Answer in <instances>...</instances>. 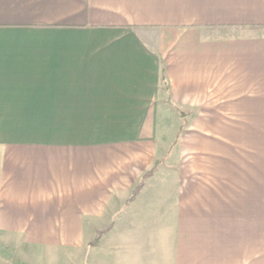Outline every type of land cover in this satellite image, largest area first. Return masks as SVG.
Here are the masks:
<instances>
[{
  "label": "crops",
  "instance_id": "obj_1",
  "mask_svg": "<svg viewBox=\"0 0 264 264\" xmlns=\"http://www.w3.org/2000/svg\"><path fill=\"white\" fill-rule=\"evenodd\" d=\"M257 87L264 0H0V239L64 244L72 264H264V183L219 167L159 182L139 151L113 175L89 130L176 126L171 148L181 113Z\"/></svg>",
  "mask_w": 264,
  "mask_h": 264
},
{
  "label": "rangeland",
  "instance_id": "obj_2",
  "mask_svg": "<svg viewBox=\"0 0 264 264\" xmlns=\"http://www.w3.org/2000/svg\"><path fill=\"white\" fill-rule=\"evenodd\" d=\"M224 90L233 89L225 87ZM253 90L261 93L219 94V110L181 113L180 119L184 125L180 127L177 139L171 148L169 139L178 129L176 126L139 128L141 132L138 138L125 143L117 137L120 133L118 129L115 130L116 128H89L94 134L105 130V134L109 135L106 139L110 140L95 144L92 146L93 150L107 151L112 156L106 162L111 165L113 175L121 161L120 156H124L126 152L139 151L149 152L150 155L144 156V164L152 162L154 168H157L155 175L158 180L160 179L159 182H167L169 169L173 170L182 182L184 178L185 181L188 178L196 181L200 177L201 168L219 167V169L240 168L243 172L250 173L246 176L240 175L241 182L264 183V93H262L264 88L257 87ZM66 129L61 128L60 132L65 134ZM11 130L13 128H10ZM15 133L28 134L35 138L55 135L57 130L56 128H15ZM154 134L160 135L159 142L148 140L147 136L150 138ZM114 209L120 210L119 207ZM28 246L22 239H0V264H40L41 258L46 264H72V249L64 244L56 250L46 249L44 252Z\"/></svg>",
  "mask_w": 264,
  "mask_h": 264
},
{
  "label": "trees",
  "instance_id": "obj_3",
  "mask_svg": "<svg viewBox=\"0 0 264 264\" xmlns=\"http://www.w3.org/2000/svg\"><path fill=\"white\" fill-rule=\"evenodd\" d=\"M151 174H152V171H150L149 173L145 174L143 178L145 179V178H147L148 176H150ZM141 186H142V182L139 183V188L137 189L136 192L139 191V189L141 188ZM136 192H135V193H136Z\"/></svg>",
  "mask_w": 264,
  "mask_h": 264
}]
</instances>
